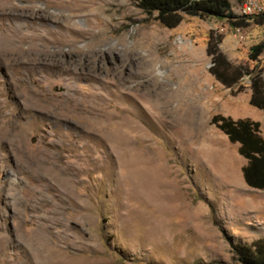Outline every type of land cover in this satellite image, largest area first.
Returning a JSON list of instances; mask_svg holds the SVG:
<instances>
[{
  "label": "rangeland",
  "instance_id": "rangeland-1",
  "mask_svg": "<svg viewBox=\"0 0 264 264\" xmlns=\"http://www.w3.org/2000/svg\"><path fill=\"white\" fill-rule=\"evenodd\" d=\"M209 37L264 80V51L249 58L264 24L0 0V264H237L232 243L264 238V190L210 122L249 118L264 138V112L249 74L209 72Z\"/></svg>",
  "mask_w": 264,
  "mask_h": 264
},
{
  "label": "trees",
  "instance_id": "trees-1",
  "mask_svg": "<svg viewBox=\"0 0 264 264\" xmlns=\"http://www.w3.org/2000/svg\"><path fill=\"white\" fill-rule=\"evenodd\" d=\"M142 12L152 15L167 28L176 27L184 15L200 18L226 19L231 27L245 26L249 21L264 24V12L235 16L230 11L229 0H136ZM264 51V45H254L249 58L256 60ZM206 53L210 57L209 72L226 87L235 85L243 74L250 76L249 104L264 112V80L260 71H247L241 65L230 62L218 47V42L209 37ZM211 124L223 132L231 143H238V153L246 160L242 166V176L251 188L264 190V138L260 134L259 122L249 118L233 119L215 114ZM232 260L237 264H264V238L250 243L237 241L231 245Z\"/></svg>",
  "mask_w": 264,
  "mask_h": 264
},
{
  "label": "built area",
  "instance_id": "built-area-1",
  "mask_svg": "<svg viewBox=\"0 0 264 264\" xmlns=\"http://www.w3.org/2000/svg\"><path fill=\"white\" fill-rule=\"evenodd\" d=\"M242 15L248 16L264 12V5L259 0H244L241 5Z\"/></svg>",
  "mask_w": 264,
  "mask_h": 264
}]
</instances>
